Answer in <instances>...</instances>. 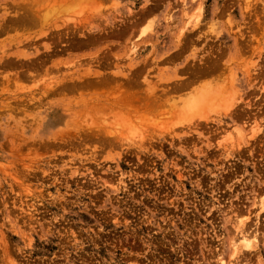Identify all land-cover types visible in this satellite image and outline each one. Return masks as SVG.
<instances>
[{"label": "rangeland", "instance_id": "1", "mask_svg": "<svg viewBox=\"0 0 264 264\" xmlns=\"http://www.w3.org/2000/svg\"><path fill=\"white\" fill-rule=\"evenodd\" d=\"M222 261L264 264V0H0V264Z\"/></svg>", "mask_w": 264, "mask_h": 264}, {"label": "bare ground", "instance_id": "2", "mask_svg": "<svg viewBox=\"0 0 264 264\" xmlns=\"http://www.w3.org/2000/svg\"><path fill=\"white\" fill-rule=\"evenodd\" d=\"M193 17V16H192ZM195 17V16H194ZM187 27V26H186ZM181 29H182V27H181ZM188 28H186V30H187ZM182 31V30H181ZM189 101V100H188ZM205 102V101H204ZM195 103V102H194ZM193 108V107H192ZM191 108V109H192ZM247 233V232H246ZM246 233H244L245 235L244 236H241L240 238H239V240L238 239H235L234 241H232V243H231V248L233 249V255H236L237 254V252L239 251V249H240V247L238 246V244L240 243V241H242L243 242V246L245 247V248H250L251 246H250V238L249 237H247L248 236V234H246ZM238 240V241H237ZM236 241L238 242V243H236ZM220 264H226V263H224L223 261L222 262H220Z\"/></svg>", "mask_w": 264, "mask_h": 264}]
</instances>
